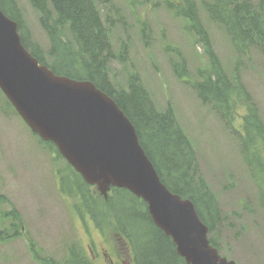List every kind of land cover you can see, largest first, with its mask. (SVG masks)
Here are the masks:
<instances>
[{
  "label": "trees",
  "instance_id": "1",
  "mask_svg": "<svg viewBox=\"0 0 264 264\" xmlns=\"http://www.w3.org/2000/svg\"><path fill=\"white\" fill-rule=\"evenodd\" d=\"M28 1L49 39L47 53L32 42L13 0H0V10L18 24L25 49L55 74L90 81L116 103L134 126L139 143L161 182L170 192L193 203L208 228L211 245L227 258L225 253L230 251L231 242L236 245L241 242L248 223L257 225L261 216L264 224V124L239 69L241 59L246 58L252 48L264 54V0H164L167 11L185 19L188 29L193 28L200 34L210 59L206 67L198 69L193 82L185 80L188 76L183 59L178 63L170 61L172 70L190 85L201 104L209 106L219 116L236 139L238 153L254 188L244 199V218L235 211L230 214L233 220L222 210L224 197L217 196V190L204 176L193 144L180 128L175 114L170 109L159 110L155 106L135 70L127 77L125 86L113 83L109 65L114 59L123 64L124 59L120 53L113 54L109 38L113 22L109 15L103 17L97 6V3L103 6V0ZM200 9L206 12L208 21L223 28L235 48L237 56L231 77L208 47ZM240 106L244 108L241 114L236 111ZM39 143L63 160L52 143L40 140ZM56 177L60 192L77 198L75 210L81 216L88 215L100 233L106 228L103 222L108 213L116 219V234L130 247L135 264H186L177 254L171 238L154 225L141 199L125 189L112 188L104 200L68 164L65 170L56 172ZM223 183L220 180L214 185ZM231 188L232 182L223 187V194H228ZM111 226L114 228L112 223ZM20 236L18 225L9 222L8 232H0V241ZM60 264L91 262L82 250L72 246Z\"/></svg>",
  "mask_w": 264,
  "mask_h": 264
},
{
  "label": "rangeland",
  "instance_id": "2",
  "mask_svg": "<svg viewBox=\"0 0 264 264\" xmlns=\"http://www.w3.org/2000/svg\"><path fill=\"white\" fill-rule=\"evenodd\" d=\"M162 1L103 0V6L98 3L102 15H109L113 22L109 29L113 54L120 53L124 59L123 64L116 59L110 63L111 79L114 84L125 86L132 71L137 72L155 106L175 114L210 183L224 181L222 185H213L217 196L224 197V213L231 217L232 212L238 211L244 218V199L254 188L236 139L219 116L201 104L170 64L183 59L188 76L185 80L193 82L198 69L210 62L207 49L200 34L188 29L185 19L166 11ZM13 2L31 40L47 53L49 41L40 28L38 14L28 0ZM199 16L208 36V47L231 77L237 56L235 48L223 28L207 20L204 10H199ZM239 69L264 124V54L252 48L241 59ZM243 109L240 106L236 111L241 114ZM64 165L39 143L0 93V232H8L9 222L21 230L20 237L0 241V264H60L72 246L82 250L91 264H109V258L102 256L103 249L115 253V258L120 255L121 259L131 260L126 248L122 253L124 242L118 241L113 216L107 215L102 235L88 216L76 215V197L64 195L57 186L56 172L65 170ZM230 181H236L237 186L224 195L223 187ZM260 218L257 225H246L240 243L231 242L230 251L225 253L228 259L239 264H264V224Z\"/></svg>",
  "mask_w": 264,
  "mask_h": 264
},
{
  "label": "water",
  "instance_id": "3",
  "mask_svg": "<svg viewBox=\"0 0 264 264\" xmlns=\"http://www.w3.org/2000/svg\"><path fill=\"white\" fill-rule=\"evenodd\" d=\"M0 89L29 129L53 143L86 183L104 195L115 187L142 199L186 264H235L210 245L208 228L192 202L161 184L134 127L114 101L89 81L40 66L22 46L17 24L1 10Z\"/></svg>",
  "mask_w": 264,
  "mask_h": 264
},
{
  "label": "flooded vegetation",
  "instance_id": "4",
  "mask_svg": "<svg viewBox=\"0 0 264 264\" xmlns=\"http://www.w3.org/2000/svg\"><path fill=\"white\" fill-rule=\"evenodd\" d=\"M118 241H121V239L119 238ZM122 247H123V248H121V250H123L122 253L125 252V248H126V250H128V252H129V257H131V260H127L126 258L121 259V257H119L120 255L115 258V253H112V252H110L108 250H104V249L102 252V256L109 258V264H133L132 256L130 255V250H129V247L127 246V243L126 242L123 243Z\"/></svg>",
  "mask_w": 264,
  "mask_h": 264
},
{
  "label": "bare ground",
  "instance_id": "5",
  "mask_svg": "<svg viewBox=\"0 0 264 264\" xmlns=\"http://www.w3.org/2000/svg\"><path fill=\"white\" fill-rule=\"evenodd\" d=\"M214 66V65H213ZM215 67H216V65H215ZM217 72V71H216ZM220 75H221V73H220ZM221 78V77H220ZM222 78H224L223 76H222Z\"/></svg>",
  "mask_w": 264,
  "mask_h": 264
}]
</instances>
